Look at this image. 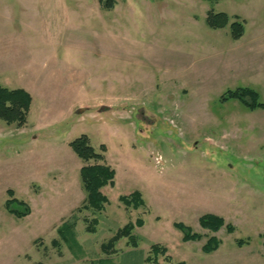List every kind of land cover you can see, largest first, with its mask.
<instances>
[{"label": "rangeland", "instance_id": "rangeland-1", "mask_svg": "<svg viewBox=\"0 0 264 264\" xmlns=\"http://www.w3.org/2000/svg\"><path fill=\"white\" fill-rule=\"evenodd\" d=\"M88 2L67 14L57 0H35L24 22L0 16L6 48L23 52L0 65V81L32 97L23 127L0 119V264H178L188 249L177 222L204 244L224 242L232 264H264V108L221 99L251 89L264 103V0H119L112 11ZM211 9L229 24L209 28ZM234 15L245 21L237 41ZM81 135L107 147L115 171L100 212L82 207L84 163L69 146ZM9 189L28 215L6 209ZM135 191L145 206L119 201ZM207 213L224 219L217 232L200 226ZM138 218L137 246L122 238L104 253ZM74 219L62 238L58 228ZM153 244L167 252L155 256ZM201 253L191 261L213 264Z\"/></svg>", "mask_w": 264, "mask_h": 264}, {"label": "trees", "instance_id": "trees-1", "mask_svg": "<svg viewBox=\"0 0 264 264\" xmlns=\"http://www.w3.org/2000/svg\"><path fill=\"white\" fill-rule=\"evenodd\" d=\"M100 7L105 11H112L118 4L119 0H97ZM125 1V0H121ZM153 1V0H151ZM209 2H218L220 0H205ZM232 16L225 12H216L213 9L207 13L206 23L211 29H221L226 27ZM234 21L231 24V37L233 40L240 39L245 32V21L238 15L233 16ZM223 101L228 99H239L248 109L256 110L263 109L264 103L260 102L258 95L251 89H237L236 91H228L222 98ZM32 103V97L29 92L23 88H8L0 84V119L6 122L8 125L15 124L18 128L23 127L27 123L30 107ZM70 148L74 153L83 161L84 165L80 169V176L83 184V188L86 192V197L82 202L83 209L90 210L92 213L100 212L105 209V205L108 204V198L103 194L102 189L107 186L114 185L115 171L106 162L107 147L103 144L97 151L92 147L90 139L87 135H81L69 143ZM8 199L5 203L6 209L14 216L21 218L30 213V208L23 201L16 199L13 196V191L8 190ZM119 201L127 207L138 208L145 206V201L142 198L140 192L135 191L130 195H122L119 197ZM16 207H23L24 210H20ZM77 211L80 209H76ZM88 222V219H85ZM200 226L204 229H208L212 232H217L225 221L222 217L207 213L200 217ZM97 224V219L89 221L87 230L95 232L94 226ZM144 224L143 219L138 218L135 222H129L124 227L120 228L118 232L107 242L102 245L104 253L114 252L116 243L122 238H128L129 243L133 246H137V238L132 234L135 227H141ZM75 226V219L73 221L64 222L63 226L58 228L57 232L65 238L67 233L72 232ZM93 226V227H92ZM174 226L179 229L183 235V240L187 241H200L202 236L196 232H193L191 228L182 222H177ZM228 232L232 233L234 227L231 224L226 225ZM247 241L238 240L237 244L243 246L247 244ZM53 245L59 247V241L54 240ZM220 245V241L212 236L203 245L202 249L205 253H211L215 251ZM161 245L153 244L151 246L152 252L158 255L160 252L165 253L167 249L160 247ZM157 259V258H156ZM155 261L157 262V260ZM167 262L171 261V257L165 258ZM178 264H185L180 262Z\"/></svg>", "mask_w": 264, "mask_h": 264}, {"label": "crops", "instance_id": "crops-1", "mask_svg": "<svg viewBox=\"0 0 264 264\" xmlns=\"http://www.w3.org/2000/svg\"><path fill=\"white\" fill-rule=\"evenodd\" d=\"M42 2L44 0H41ZM58 1V5L60 3V5L62 6L63 10L67 12V14H75L76 11H78V9L82 8L83 4L86 2H88V0H57ZM97 1V0H96ZM37 2V1H36ZM42 4V3H41ZM40 4V5H41ZM88 4H91V1L88 2ZM98 7L100 8V10H103L98 1H97ZM33 6H35V0H0V16L1 19L5 20L2 22H5V24L11 23L12 21H23L24 16L27 15V11H29L30 8H32ZM18 16L20 17L18 19ZM10 36L12 33H9ZM7 36H2L0 37V41H5L4 39ZM10 39V38H9ZM8 39V40H9ZM23 39H18V41H22ZM239 40V39H238ZM237 41V40H236ZM7 40L5 41L4 44H0V65L2 66H7L9 64L12 63L13 59H20L19 57L23 56V52L21 51V48H18L17 50H11L6 48L7 44H6ZM21 43V42H19ZM20 47L22 45H19ZM0 74H3L0 73ZM0 84L8 87V88H19V87H9L8 85L6 86V84H8L7 82H1ZM41 187L42 186H38ZM40 188V189H41ZM42 191V190H39ZM197 243L196 245H193ZM184 246H186V248L188 250H186L183 254L181 253V260L185 262V264H204L200 261V258H198L199 262L198 263H194L191 261L192 256L196 255L198 257L202 256V253H205L202 249L204 243H202V240L200 241H187V242H183ZM197 245H199V247H197ZM238 245V244H237ZM184 246L181 245L182 248H184ZM239 246V245H238ZM245 246V244L243 245ZM243 246H239L240 249H242ZM199 252L201 253V256H199ZM229 253L225 247H224V242L220 243L219 247L211 252V253H205L208 256L213 255L214 259L213 264H232V260H230L227 257V253ZM172 256V255H171ZM205 255H203L204 257ZM202 258V257H201ZM171 261H173V257H171Z\"/></svg>", "mask_w": 264, "mask_h": 264}, {"label": "water", "instance_id": "water-1", "mask_svg": "<svg viewBox=\"0 0 264 264\" xmlns=\"http://www.w3.org/2000/svg\"><path fill=\"white\" fill-rule=\"evenodd\" d=\"M104 109H106V106H103L101 110H104ZM82 110L83 109H80L79 112L82 111Z\"/></svg>", "mask_w": 264, "mask_h": 264}]
</instances>
